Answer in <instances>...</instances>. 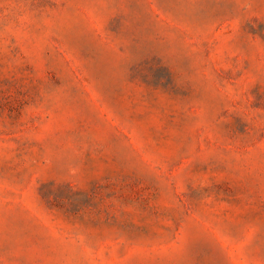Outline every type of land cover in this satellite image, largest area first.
Segmentation results:
<instances>
[{
  "label": "rangeland",
  "instance_id": "374dc122",
  "mask_svg": "<svg viewBox=\"0 0 264 264\" xmlns=\"http://www.w3.org/2000/svg\"><path fill=\"white\" fill-rule=\"evenodd\" d=\"M0 264H264V0H0Z\"/></svg>",
  "mask_w": 264,
  "mask_h": 264
}]
</instances>
